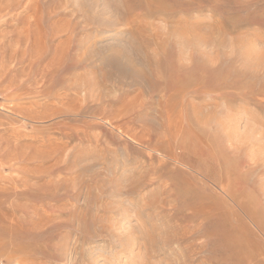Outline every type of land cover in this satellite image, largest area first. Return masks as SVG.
<instances>
[{
  "label": "rangeland",
  "instance_id": "1",
  "mask_svg": "<svg viewBox=\"0 0 264 264\" xmlns=\"http://www.w3.org/2000/svg\"><path fill=\"white\" fill-rule=\"evenodd\" d=\"M137 263L264 264V0H0V264Z\"/></svg>",
  "mask_w": 264,
  "mask_h": 264
},
{
  "label": "bare ground",
  "instance_id": "2",
  "mask_svg": "<svg viewBox=\"0 0 264 264\" xmlns=\"http://www.w3.org/2000/svg\"><path fill=\"white\" fill-rule=\"evenodd\" d=\"M160 7H161V6H160ZM40 42H41V41H40ZM34 43H35V42H34ZM242 53H243V52H242ZM244 58H245V61H246L247 58H246V57H244ZM31 65H32V64H31ZM90 70H91V69H90ZM90 73H91V72H90ZM231 77H232V76H231ZM52 78H53V77H52ZM233 78H234V77H233ZM231 79H232V78H231ZM95 81H96V80H95ZM232 81H233V79H232ZM80 82H81V81H80ZM230 82H231V81H230ZM76 83H77V82H76ZM83 84H84V83H83ZM239 84H240V83H239ZM90 85H92V84H90ZM237 85H238V84H237ZM46 86H47V85H46ZM179 86H180V85H179ZM227 87H228V86H227ZM231 88H234V86H233L232 84H231ZM92 89H93V88H92ZM85 90H86V89H85ZM94 90H95V89H94ZM180 90H181V89H180ZM236 90H239V88L237 87ZM177 91H179V90H177ZM90 92H92V90H91ZM93 92H94V91H93ZM100 92H101V91H100ZM180 92H181V91H180ZM180 92H179V93H180ZM163 93H165V91H164ZM175 93H177V92H175ZM75 94H76V93H75ZM167 94H168V93H167ZM177 94H178V93H177ZM177 94H176V95H177ZM180 94H181V93H180ZM85 98H86V97H85ZM95 101H97V100H95ZM100 101H101V100H100ZM44 102H45V101H44ZM62 103H63V102H62ZM51 104H52V103H51ZM105 104H106V103H105ZM76 110H77V109H76ZM130 137H131V136H130ZM139 146H140V145H139ZM141 146H142V145H141ZM144 147H145V146H144ZM162 147H163V146H162ZM96 148H97V147H96ZM167 150H168V149H167ZM167 150H166V151H167ZM170 150H171V149H170ZM171 151H172V150H171ZM158 152H159V151H158ZM164 153H165V152H164ZM168 153H169V152H168ZM170 153H171V152H170ZM156 154H157V153H156ZM165 154H166V153H165ZM166 155H167V154H166ZM171 155H172V154H171ZM161 161H162V160H161ZM133 164H134V163H133ZM110 165H111V164H110ZM116 165H117V164H116ZM232 165H233V164H232ZM134 167H136V166H134ZM140 167H141V166H140ZM173 167H174V166H173ZM112 170H113V169H112ZM137 170H138V169H137ZM233 170H234V168H233ZM235 170H236V169H235ZM230 172H231V171H230ZM232 172H233V171H232ZM144 173H145V172H144ZM236 173H237V172H236ZM236 173H235V174H236ZM232 174H234V173H232ZM232 174H231V176H232ZM239 175H240V174H239ZM233 177H234V176H233ZM238 178H239V177H238V175H237V179H238ZM241 178H242V177H241ZM234 179H235V177H234ZM245 179H246V178H245ZM134 180H135V179H133V181H134ZM209 180H211V179L209 178ZM226 180H227V179H226ZM231 180H232V179H231ZM241 180H242V179H241ZM205 181H206V180H205ZM235 181L237 182V180H235ZM243 181H244V179H243ZM213 182H214V181H213ZM213 182H212V183H213ZM223 182L225 183V181H223ZM229 182H230V181H229ZM214 183H215V182H214ZM220 183H222V182H220ZM220 183H219V184H220ZM233 183L236 184L235 182L232 181L231 184H227V186L224 185L223 189H221V190H223V193H225V195H227V196L233 201V204L235 203V205L238 207V210L240 211V214H241V212L243 213V212L245 211V209H246V210H249V209L251 208V206H250V208H249L248 205H247V207L249 208V209H247L245 205H242L243 202L240 203L241 201H240V202L238 201V198H237V195H236V192H235V189L237 188V186L234 185ZM134 184H135V183H134ZM217 184H218V183H217ZM193 185H194V184H193ZM233 185H234L236 188H235ZM239 186H240V185H239ZM164 187H165V186H164ZM204 187H205V186H204ZM134 188H135V187H134ZM242 189H243V188H242ZM218 190H219V188H218ZM238 190H239V189H238ZM244 190H245V189H244ZM154 192H155V191H154ZM238 192H239V191H238ZM124 193H125V192H124ZM239 193H240V192H239ZM113 195H114V194H113ZM162 195H163V194H162ZM223 195H224V194H223ZM155 196H156V195H155ZM115 197H116V196H115ZM138 197H139V196H138ZM138 197H137V198H138ZM225 197H226V196H224V198H225ZM206 198H209V197L207 196ZM242 198H243V197H242ZM242 198H241V199H242ZM141 199H142V198L140 197V200H141ZM140 200H138L139 203L141 202ZM231 200H230V201H231ZM239 200H240V199H239ZM243 200H244V199H243ZM142 201H143V200H142ZM232 201H231V202H232ZM141 203H142V202H141ZM224 203H227V202H224ZM143 204H144V203H143ZM152 205H153V204H152ZM227 205H228V207L230 206L229 203L226 204L225 206H227ZM199 206H200V204H199ZM202 206H203V205H202ZM231 206H232V205H231ZM231 206H230V209H231ZM208 207H209V206H208ZM210 207H211V206H210ZM219 207H220V206H219ZM219 207H218V208H219ZM232 208H233V207H232ZM204 209H205V208H204ZM220 209H221V208H220ZM233 209H234V208H233ZM206 210H207V209H206ZM206 210H205V211H206ZM251 210H252V208H251ZM251 210H249L248 212H247V211H245V212H247V214H248V213L250 214V213H252ZM130 211H131V210H130ZM141 211H142V210H141ZM225 211H226V210H225ZM230 211H232V210H230ZM234 211H235V209H234ZM250 211H251V212H250ZM221 212H224V211H221ZM245 212H244V213H245ZM129 213H130V212H129ZM230 213H231V212H230ZM232 213H233V212H232ZM238 213H239V212H238ZM244 213H243V214H244ZM253 213H254V212H253ZM132 214H133V213H132ZM186 214H187V213H186ZM240 214H237V215H240ZM128 215H129V214H128ZM133 215H135V214H133ZM201 215H202V214H201ZM224 215H225V214H224ZM235 215H236V212H235ZM235 215H233V216H235ZM237 215H236V216H237ZM255 216H256V215H255ZM135 217H136V216H135ZM238 217H239V216H238ZM236 218H237V217H236ZM244 218H245V216H244ZM254 218H255V217H254ZM160 219H161V218H160ZM234 219H235V218H234ZM238 219H239V218H237V220H238ZM240 219H241V217H240ZM245 219H246V218H245ZM249 219H250V218H249ZM251 219H252V218H251ZM251 219H250V221L253 220V219H252V220H251ZM207 220H208V219H207ZM254 220H255V219H254ZM227 221H228V220H227ZM256 221H257V219H256ZM251 223H252V222H251ZM253 223H254V221H253ZM142 224H143V223H142ZM236 226H237V225H235V227L233 226L234 229L236 228ZM243 226H244V225H243ZM255 226H256V225H255ZM233 227H232V228H233ZM245 228H246V227H245ZM239 229H241V228H238V230L235 229V232H236V231H239ZM228 230H230V229H228ZM240 231H241V230H240ZM231 232H232V230H231ZM235 232H234V233H235ZM260 232H261V231H260ZM235 234H236V233H235ZM237 234H238V232H237ZM237 234H236V235H237ZM229 235H230V234H229ZM232 237H233V235H232ZM235 237H236V236H234V239H235ZM236 238H237V237H236ZM114 240H115V239H114ZM119 241H120V240H119ZM138 241H139V240H138ZM143 241H144V240H143ZM239 241H240V239H239ZM134 242H135V241H134ZM236 242H237V240H236ZM241 242H242V241H241ZM109 243H110V242H109ZM145 243H146V242H145ZM151 243H152V242H151ZM236 244H237V243H236ZM145 245H146V244H145ZM237 245H238V244H237ZM241 245H242V244H241ZM244 245H245V244H244ZM239 246H240V245H239ZM144 249H145V248H144ZM146 249L152 251V249H154V248L152 247V244H151V246H150V244H148V245H146ZM145 252H146V251H145ZM148 252H150V251H148ZM4 256H5V255H4ZM12 257H13V255H12ZM10 258H11V257H10ZM24 260H25V259H24ZM25 262H26V261H25ZM25 262H24V263H25ZM143 262H144V261H143ZM137 264H138V263H137ZM139 264H140V263H139ZM143 264H145V263H143ZM148 264H153V263H148Z\"/></svg>",
  "mask_w": 264,
  "mask_h": 264
}]
</instances>
